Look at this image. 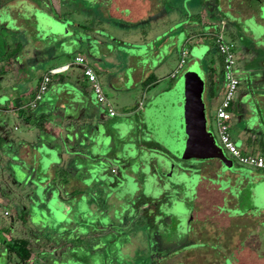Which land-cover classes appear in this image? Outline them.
<instances>
[{"label": "crops", "instance_id": "crops-1", "mask_svg": "<svg viewBox=\"0 0 264 264\" xmlns=\"http://www.w3.org/2000/svg\"><path fill=\"white\" fill-rule=\"evenodd\" d=\"M89 2L91 5L96 4L98 8H102V16L95 19L93 24L87 22L90 18L89 14L82 19V22L81 20L75 21V23L69 21L72 22V26L87 31L85 37L79 34L78 40L89 41V45L85 47H89L87 54L82 51V48H78L72 52V57L75 55L83 56L85 63L94 71L103 90L105 89L107 93L109 91L113 93L115 106L112 104V107L115 115H107L103 106L96 102L85 77L81 73L82 66L74 62L71 67H67L63 72L52 76L47 90L42 94L36 107L28 109L26 104L31 99L37 81L42 74L50 68L62 66L68 64V62L65 63L63 56L61 62L59 61L60 58L52 61L55 62L54 65H50L52 62L44 61L42 68H36L39 73L35 84L29 85L30 75L25 68L24 61L20 65L16 57L23 58L25 55L28 62L33 63L36 60L35 54L38 50L33 53L27 47V43L21 44L20 40L23 37L19 40L14 38V43L19 44L21 50L19 49L15 54L14 51L9 54L7 51L0 52V61L3 62V65L0 66V137L2 139L0 173L2 171V174L6 177L5 180L9 184L8 188L14 187L12 186L14 179L10 174V169H14L20 173L19 181L24 184L28 183L29 186L34 174L39 179L41 177L44 180L41 183L44 187L43 192L49 189V198L52 194L58 197L61 196V193L65 196L66 193L76 192V194L73 193L72 199H83L88 206V212L92 209V201L97 199V191L100 189L103 190L106 196L111 194L110 198H116V202H123L124 206L120 204L119 210L124 209L123 213L125 214L126 209L129 208H136V211L144 209L143 205H135L134 207L128 205L126 207L127 202L124 200L138 198L137 195L143 191L142 184L150 178L159 183L161 180L163 182L164 176L172 174L175 176L188 175L187 173L191 172L185 165L180 163L181 159L177 158L174 162H169V174L167 175L165 172H163L164 175L162 174V168L157 165L155 159L147 155L148 152L151 153L150 148L156 149V147L149 144L150 140L147 136L149 133L146 130L148 123L145 121L144 115L147 110V113H151L149 119L154 117L152 112L158 111L156 110L158 98L169 96L168 91L176 83V75L179 74L180 70H184L185 59L182 66L178 70L176 69L180 52L185 50V45L191 38L202 34L200 31L191 30L185 26L184 35L180 34V30L178 34H174L171 39H168L172 26L165 30L158 28V25L163 23L161 18L165 17L164 12L160 10L161 4L158 0H89ZM215 5L217 9L219 8V11L228 13L237 21L234 24L236 31L242 29L241 22L246 19H251L255 27L264 30V21L256 15L259 12L254 10L255 13L252 12L240 19L239 16L237 18L228 10H221L218 3ZM22 7H28V0H8L0 6V18L1 15H5L14 21V24L10 23V25L17 30L25 28L26 25L27 35L29 33L38 35L39 33L37 34L33 30L35 20L31 17V14L21 9ZM32 7L33 9H39L37 5ZM39 10L43 12L42 9ZM56 13L58 14V12ZM53 15L58 18L59 24L65 23V19L59 17V15ZM108 17L112 19L111 22L107 20ZM189 20H197L200 25L202 21L199 17H189ZM104 22L112 24L111 30L116 26V28H120L121 34L113 35L112 32L108 34L103 31L102 27L104 26L102 25ZM202 22L201 26L208 21ZM6 24L7 21L5 20L0 22L1 32L16 31V29L6 28ZM184 24L182 21L175 23L173 30ZM146 26L149 27V30L143 29ZM156 29L158 33H154ZM95 31L97 32L95 33ZM230 33L232 37L235 36L232 32ZM248 33L251 36L249 43L254 42V44L259 42L264 35V32H262L260 36L254 39L250 31ZM105 34L108 35L109 41L103 36ZM216 34H214L213 42ZM245 37H248L246 33L242 38L245 39ZM42 41L36 39L35 47L41 45ZM254 44L253 47L257 50L263 48L262 45ZM46 51H49V48ZM61 54L65 55L62 51ZM48 56L49 53L42 59H48ZM193 58L188 63L189 66L195 64ZM11 62H15L16 67H13ZM258 62L263 61L260 58ZM202 63V59L198 61L199 66L203 65ZM212 64L214 68L219 69L221 74L220 60L216 52L213 54ZM175 70L176 72L171 76V73ZM236 70L238 74L237 63ZM147 77H152V80L143 83ZM165 77L170 81L172 80V83L155 93L151 98L146 99L144 92L146 93L153 85L159 84L160 80ZM238 78L240 81L239 76ZM259 86L263 85L259 84ZM259 86L256 85L260 88ZM219 89L218 93L220 95L222 81H220ZM207 92L208 99L211 100L213 93H211L210 87ZM161 93L166 95H162V97ZM243 94L248 95L247 90H244ZM15 98L20 100L18 108L24 110L22 116L18 115V108L13 104ZM246 100L249 102V98ZM232 104L233 102L231 108ZM132 118L137 119V121ZM232 142L234 143V141ZM248 153H254V151ZM72 158L74 162L71 161ZM100 159L107 160L109 165L110 162L118 161L116 163L119 164L121 170L112 176L107 173V170L96 169L95 166H97ZM214 163L215 165L218 164L217 160ZM110 166V172L114 173L112 165ZM55 167L60 168L67 176L66 183L63 182L64 185L61 184L59 189H57L58 187L53 188V185L47 186L55 181ZM191 173H196V171L194 170ZM78 174L82 176H78ZM247 175L251 176V174ZM248 176L239 178L240 182L243 181L242 185L248 182ZM128 180L136 187L132 194L124 188ZM254 181L258 180L255 179ZM96 183L104 184L105 187L103 188L99 184L93 186ZM219 187V184L209 183L205 179L199 178L193 189L194 193L191 194L192 196L185 197L184 200L176 194L182 190L187 191L183 183H180L179 187L178 185L169 187L171 191H175L172 194L176 197H171L172 200L186 202L190 199L191 201V208L187 212L192 222L183 230L184 233L177 232L178 241L186 235L189 236V234L191 238H187L188 242L186 243L176 242L175 247L167 254L153 253L155 256L158 254V258L162 259H157L158 261L162 262L167 255L174 254L177 256L173 260L178 264H183L182 258L189 253L188 263L193 264L195 260L192 253H197L199 250L206 253L208 249L211 250L210 256L202 254L204 258H201V260H206L210 264L214 261L212 260L214 256L220 259L221 264H264V226H257L258 224H256L257 221H262L264 218L262 210L259 212L260 216L256 217L251 214L247 216V214L239 211L237 213L232 212L236 209L235 205L231 207L230 212L220 211L219 208L223 204L225 194L219 190ZM161 192L164 193V190H161ZM26 195L30 194L26 193ZM28 197L36 204L45 200L43 195L40 200L37 197L35 199L31 196ZM163 197L166 199L170 196L163 195ZM226 197L234 201V197L230 194ZM140 198L150 199V197H144L142 194ZM6 200L3 194H0V203H5ZM161 201L165 206L166 201L164 199ZM17 206L15 204L12 210L17 217L16 221H14V217L9 210H4L3 214L6 212L4 215L9 216V221L6 223L0 222V260L2 264L13 263V261L6 258L3 244L12 236L11 232L16 228L22 236L28 239L30 247L33 246L31 244L32 240H36V244L38 243L37 235L34 232L36 230L27 221L28 216H30L29 213H24V216L19 219L18 216L22 210H19ZM148 209L145 211L148 212L150 210ZM64 210H69L67 204L64 205ZM163 210L165 211L164 208ZM72 212L73 210H69L68 215H71ZM163 215L167 217L165 212H154V210L148 212V216L158 217ZM133 219L131 222L134 221ZM150 219L152 218L150 217ZM160 221L157 220L158 225ZM178 223V221H175V224ZM200 224H204V226L200 227ZM177 227L179 226H173V230L175 231ZM180 229L182 228L180 227ZM199 233L205 236L213 233L216 237L213 242L214 245L212 244L211 247L200 245L202 244L201 240L197 244L195 238L198 237ZM225 248L226 252H223ZM41 251L39 250V252ZM39 252H37L36 258H31V253L29 264L38 260Z\"/></svg>", "mask_w": 264, "mask_h": 264}, {"label": "rangeland", "instance_id": "rangeland-1", "mask_svg": "<svg viewBox=\"0 0 264 264\" xmlns=\"http://www.w3.org/2000/svg\"><path fill=\"white\" fill-rule=\"evenodd\" d=\"M158 1L161 4L160 10L165 15L164 18L160 17L163 23L158 25V28L165 30L172 26L168 39H171L174 34H178L180 30V34L184 35L185 26L191 30L200 31L202 35L191 38L185 45L186 63L183 65L184 70H180L179 74L176 75V83L168 91L169 96L161 93V96L163 95L165 98H158L156 106V110L158 111H155L157 113L153 111L154 117H150L149 119L151 113H147V110L145 112V121L148 123L146 130L149 133L147 135L150 140L149 144L156 147V149L150 148L149 151L151 153L148 152L147 155L155 159L157 165L162 168L163 175V172L167 175L170 172L169 162H174L177 158L181 159L180 163L185 165L189 171H196L195 174L191 172L187 173L190 178H193L191 180L193 187H188L186 174L164 176L163 182L161 180L159 183L150 178L142 184L143 191L137 195L138 198L124 200L127 202L126 207L128 205L133 207L135 205H143L144 209L136 211V208L130 209L128 207L130 210L126 209L125 214L123 213L124 209L119 210L120 204L124 206L123 202H116V198L109 197L111 194L106 196L103 190L99 189L97 191V199L92 201V209L88 212V206L83 199H72L74 192H71V194L66 193L65 196L61 193V196H58L59 198L52 194L49 198V189L43 192L44 187L42 184L35 187L36 181H44L41 177L39 179V177L35 176V174L29 186L28 183L24 184L19 181V172L14 169H10V172L7 169L14 179V184H12L14 187L10 185L12 188H8L9 184L6 182V177L1 171L0 194H3V197L7 200L5 203H0V222L6 223L9 221V216L3 214L4 210H9L14 217V221L17 220L15 213L12 212L15 204L18 205L17 208L22 210L23 213H29L30 216H28L27 221L36 230L34 232L38 239L37 244L36 240L31 241V244H33L31 247V258H36L37 252L42 250L39 252L40 256L38 260L31 264H157V259H162L158 258V254L155 256L153 253H159L160 255L167 254L175 247L176 242L186 243L188 242L187 238H191L189 234V236L186 235L178 241L179 236L177 235V232H183L192 222L187 212L191 208V201L188 199L186 202L180 201L181 203H176V200L171 199V197H176L173 195L175 191H171L169 187H172V185H178L179 187V184L183 183L184 188L189 191L184 192L182 190L176 194L179 195L180 199L184 200L185 197L192 196L191 194L194 193L193 189L199 178L205 179L209 183L219 184V190L225 194L223 204L219 208L220 211L230 212L231 207L235 205L236 209L232 212L237 213L239 211L247 214V216L251 214L256 217L260 216L259 212L262 210L261 212L264 215V169L242 165L235 158L231 157L220 144L214 125V108L222 96V92H220V95L218 93L222 79L219 69L214 68L212 64L213 54L215 53L213 37L215 33H220L224 39L232 41L235 45L238 76L240 77L239 85L233 96L232 108L228 109L231 115L227 121L229 137L234 141L235 146L241 153L254 155L262 153L260 155L264 157V35L260 38L259 42L255 44L254 42L249 43L251 36L248 32L251 28L250 26L253 25L252 20L246 19L242 21V29L236 31L234 24L237 21L228 13L219 11V8L217 9L215 4L218 3L221 10H228L231 14L237 16V18L239 16L240 19H243L252 12L255 13L254 8L250 6L248 0H217V2L215 0ZM261 1L264 4V0ZM228 3L229 5H227ZM34 5H37L43 12H40L39 9H33L32 6ZM255 8L259 9L261 7L255 5ZM21 9L31 14V17L35 20L33 30L39 34L32 35L29 33L27 35L26 25L25 28H18L19 30H17L14 26L10 25V23L14 24L13 20H10L5 15H1L0 22L7 21L5 27L10 30L16 29L18 32L0 31V52L7 51L9 54L13 51L15 52L14 48L18 50L19 48H16L15 40L13 39L19 40L22 37L23 39L20 40L22 45L27 43V47L33 53L38 50L35 54L36 60L33 63L28 62L25 55L23 58L20 56V58L16 57L20 65L24 61L25 68L30 75L29 85L35 84L39 73L36 68H42L44 61L51 63L60 58L59 61L61 62L63 56L65 63L68 62L67 67H71L73 65L72 52L74 50L82 48L85 54L88 53L89 47H85L89 45V41L84 39L78 40L79 34L85 37L87 31L72 26V22H69L70 20L74 23L78 20L82 22V19L89 14L90 22L89 19L87 22L93 24L95 19L102 16V8H98L96 4L91 5L89 0H42L41 2L28 0V7H22ZM54 11L58 12L59 17L65 19V23L59 24L58 18H55L53 15ZM256 15L264 21L263 8ZM189 17H199L202 21L208 22L201 26L202 21L200 25L197 20H189ZM107 20L112 21L109 17ZM181 21L185 24L173 30L175 23ZM108 23H103V31L108 34L112 32L113 35L121 34L120 28H116V26L111 30L112 24ZM143 29L149 30V27L146 26ZM257 31V34H252L254 39L264 32V30L258 29V27ZM230 32L235 36L232 37ZM154 33H158L157 29ZM244 33L248 36L245 39L242 38ZM103 36L109 41L107 34ZM36 39L43 40L42 44L38 47H35ZM253 44L262 45L263 48L257 50L253 47ZM43 47L49 48V51H46ZM61 51L65 55H62ZM47 53H49L48 59H42ZM197 54L202 57L203 65L191 64L189 66L188 63ZM260 58L263 62H258ZM11 63L13 67H16L15 62ZM54 64L55 62H52L50 65ZM2 65L3 62L0 61V66ZM161 71L163 72L164 70ZM192 73H197L202 83L200 100L203 109V123L198 121L199 113L197 106H193L186 95L188 82L190 81L189 76ZM171 83L172 80L170 81L167 77L160 80L159 84L153 85L146 93L144 92L146 99L151 98L155 93L166 88ZM254 84L257 86L262 84L263 86H259L260 88H258ZM249 85L252 86L249 87ZM194 87L196 89V85ZM209 87L211 88V93H213L211 100L208 99L207 95ZM243 89L247 90L248 95L243 94ZM101 90L110 103L115 106L113 102L115 96L113 93L110 91L107 93L102 87ZM247 98H249V102L246 100ZM132 119L137 121V119ZM212 140L214 141L213 145L230 159V168L225 169L223 166L215 165L214 161L216 159H201L199 157L202 152L199 145L202 141L210 143ZM249 151H254V153H248ZM71 161L74 162V159L72 158ZM116 162H110L114 173L110 172V165L107 168V173L112 176L121 170L119 164ZM247 174H251V176ZM54 175L57 183L54 181L47 186L53 185V188L58 187L57 189H59L63 182L66 183L67 176L58 167L54 168ZM246 176H248L249 180L242 185L243 181L240 182L239 178ZM255 179L258 181H254ZM97 184L99 183L93 186H97ZM101 185L99 184V186ZM102 187H105L104 184ZM124 188L128 190V193L131 192V194L136 189L135 184L130 183L129 180L126 181ZM110 190L112 191V189ZM161 190H164V193ZM26 193L30 194L28 196H31V198L35 199L37 197L39 200L43 195L45 200L36 204L35 201H31ZM141 194L144 197H150V199L140 198ZM229 194L234 197V201L226 197ZM163 195L170 197L165 199ZM29 199L30 201H28ZM163 199L166 201L165 206H163L164 203L161 201ZM175 203L179 205L180 211L172 206ZM65 204H67L69 210H73L71 215H68L69 210H64ZM148 208L151 211L154 210V212H165L167 217H164V215L158 217L148 216V212L150 211ZM115 209L116 211L114 212ZM147 209L149 210L148 212L145 211ZM132 218H134V221L131 222ZM157 220H161L159 225L157 224ZM175 221L179 223L175 224ZM256 224L263 227L264 218L262 221H257ZM200 225V227L204 226V224ZM173 226L179 227L174 231ZM139 229L140 232L138 231ZM27 233L30 234L29 232ZM11 235L22 236L17 228L11 232ZM253 235L255 236L254 232ZM197 236L195 238L197 244L201 240L202 244L200 245H205L206 247H211L216 238L213 233L208 236L200 235L199 233ZM196 246L199 247L198 245ZM226 248L223 252H226ZM192 254L195 260L193 264H210L206 260H201V258H204L202 254L210 256L211 250L207 249L206 253L199 250L197 253L193 252ZM176 256L174 254L167 255L164 258L165 261L163 260L160 264H178L173 260ZM189 257L188 253L182 258L183 264H191L187 260ZM212 260L214 261L211 264H221L217 256H214ZM0 264H2L1 260Z\"/></svg>", "mask_w": 264, "mask_h": 264}, {"label": "built area", "instance_id": "built-area-1", "mask_svg": "<svg viewBox=\"0 0 264 264\" xmlns=\"http://www.w3.org/2000/svg\"><path fill=\"white\" fill-rule=\"evenodd\" d=\"M214 45L220 60L222 79V96L214 108V125L218 140L227 153L231 157L235 158L240 164L264 169V157L262 155L241 153L229 137L227 121L230 118V114L228 109L231 106L234 93L239 84V78L236 70L235 45L232 41L224 39L221 34L215 35ZM185 55V51L180 52L176 68L177 70L182 66ZM72 60L74 63L82 66L81 73L85 77L86 83L89 85L96 102L103 106L107 115H115L112 104L104 96L94 71L85 63L83 56L75 55ZM66 68L67 64L50 68L47 72L42 74L37 82L31 99L26 104L28 109L36 107L42 94L47 90L52 76L65 70ZM175 72L176 70L171 73V76H173ZM4 214H6V212H4Z\"/></svg>", "mask_w": 264, "mask_h": 264}, {"label": "water", "instance_id": "water-1", "mask_svg": "<svg viewBox=\"0 0 264 264\" xmlns=\"http://www.w3.org/2000/svg\"><path fill=\"white\" fill-rule=\"evenodd\" d=\"M250 6H252L254 8V10L256 12H261V9H264V4L261 0H248ZM255 5L261 7L259 9L255 8ZM250 33L251 34H257V27L255 26H251L250 28ZM202 59V57L200 55H196L193 58V61L195 62V64H198V61H200ZM190 81L188 82V90L186 92L187 97L189 98V100L191 101V104L196 105L197 109H198V115H199V119L198 121L203 123V109H202V102L200 100L201 97V87H202V83L200 80V76H198V74H194L192 73L190 76ZM196 85V89H194ZM195 100V101H194ZM203 129V127H202ZM211 137V136H210ZM214 141H210V143L206 142V141H202V143L199 145V147L202 149L201 155H199V157L201 159L205 158V159H216L225 169H228L231 167V161L230 159H228L223 152H221L220 150H218L214 145ZM126 155V154H125ZM118 162V161H117ZM109 165V162H107V160H99L97 166H95L96 169L98 170H107V167ZM195 174V173H193ZM187 185L189 188L193 187V184L191 183V180H193V178H190L189 175H187ZM42 182H36L35 183V187L41 186ZM189 191V190H187ZM180 201H176V203H178ZM173 204L172 206L177 208L178 211H180L179 205L178 204ZM181 203V202H180Z\"/></svg>", "mask_w": 264, "mask_h": 264}, {"label": "trees", "instance_id": "trees-1", "mask_svg": "<svg viewBox=\"0 0 264 264\" xmlns=\"http://www.w3.org/2000/svg\"><path fill=\"white\" fill-rule=\"evenodd\" d=\"M6 1H8V0H0V6L3 3H5ZM37 1L41 2L42 0H37ZM215 1L217 2V0H215ZM227 5H229V3ZM53 13L58 16V14L56 12H53ZM16 48L20 49V45L17 44ZM14 50H15V52L18 51L15 48H14ZM214 50L217 53L215 48H214ZM15 52H14V54H15ZM151 78L152 77H147L143 83L149 82L151 80ZM13 104L15 105V107L18 108L20 105V100L18 98H15L13 100ZM17 110H18V115L22 116L24 110H22L21 108H18ZM1 143H2V139L0 137V146H1ZM23 216H24V213L21 211V214L18 217H19V219H21ZM3 249H4V253H5L6 258L9 261H13L14 264H29V259H30L32 251H31V247L29 246L28 239L25 238L24 236H17V235L11 236L6 242H4ZM157 262H158L157 264L161 263L158 260H157Z\"/></svg>", "mask_w": 264, "mask_h": 264}, {"label": "flooded vegetation", "instance_id": "flooded-vegetation-1", "mask_svg": "<svg viewBox=\"0 0 264 264\" xmlns=\"http://www.w3.org/2000/svg\"><path fill=\"white\" fill-rule=\"evenodd\" d=\"M217 162H218V161H217ZM218 165H219V166H222L219 162H218Z\"/></svg>", "mask_w": 264, "mask_h": 264}]
</instances>
